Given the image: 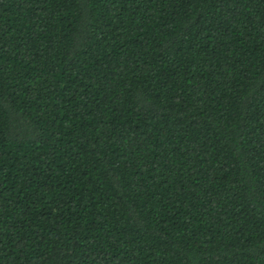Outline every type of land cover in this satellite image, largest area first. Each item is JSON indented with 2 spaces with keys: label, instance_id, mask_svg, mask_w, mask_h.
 Listing matches in <instances>:
<instances>
[{
  "label": "trees",
  "instance_id": "obj_1",
  "mask_svg": "<svg viewBox=\"0 0 264 264\" xmlns=\"http://www.w3.org/2000/svg\"><path fill=\"white\" fill-rule=\"evenodd\" d=\"M0 264H264V0H0Z\"/></svg>",
  "mask_w": 264,
  "mask_h": 264
}]
</instances>
